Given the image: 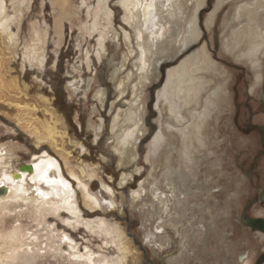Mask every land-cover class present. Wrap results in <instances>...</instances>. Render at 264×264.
<instances>
[{
	"label": "rangeland",
	"instance_id": "rangeland-1",
	"mask_svg": "<svg viewBox=\"0 0 264 264\" xmlns=\"http://www.w3.org/2000/svg\"><path fill=\"white\" fill-rule=\"evenodd\" d=\"M176 1L181 17L189 18L199 0ZM28 2L22 12H13L7 0L9 15L17 14L12 17L15 21L9 24L10 31L17 36L10 43L0 32V160L3 163L0 162L16 172L20 165L31 166L45 158L55 160L57 171L52 169L51 175L56 173L55 177L59 176L69 186L64 195L52 193L42 180L36 182L35 188L32 172L24 171L23 184L35 201L7 199L3 207L0 206V264H122L116 257L123 252L124 242L126 264H169L171 257L178 264H218L225 258V262L230 259L231 264H239L236 258L245 250L250 253L252 264H256L264 238L260 232L251 236L246 228L238 225L242 205L253 192V183L246 178L241 165L246 167L258 148L257 138L248 135L243 127L248 114L242 102L247 86L251 91L253 77L248 61L223 46L227 43L232 47L229 36L232 31L244 35L249 28L245 16L234 15L229 20L235 8L244 3L254 5L256 1L225 0L216 9L217 0H203L197 19L201 34L192 49L157 71H154L155 55L149 61L153 62V69L143 86L136 83L138 70L134 65L139 54V47L135 45L138 28L122 19L119 0H107L110 26L103 16L101 0ZM213 12L216 15L212 26L207 28L205 22ZM181 17L172 25L174 29L167 30V34L170 31L176 34L174 41L187 33L183 26L185 19ZM262 20L259 37L264 40V14ZM34 30L39 32L41 46L44 45L41 47L43 59H40L42 54L38 59L23 54V46L30 42ZM146 34L141 40L149 43L150 35ZM174 36L170 37L162 57L172 55L176 44ZM261 45L258 58L260 68L264 69V43ZM103 46L106 52L100 57L98 49ZM201 46L211 57L210 63H204L201 53L202 60H191L188 65V73L195 80L192 84L199 83L192 90L184 89L179 95H171L174 110L180 113H174L163 102L156 106L155 92L162 88L168 70L191 58L194 51L201 52ZM243 47L247 48L241 40L237 48ZM251 58L255 60L254 56ZM123 62L125 66L115 84L131 73L126 91L119 95L111 85L110 93L100 101L96 91L104 87L102 81L111 82V72ZM200 64L201 71H193L194 65ZM260 83L253 88L256 97ZM134 84L143 108L145 132L133 160L123 165L119 164V154L114 149L120 136L114 133L113 118L117 112L130 107ZM211 103L214 108L209 112ZM174 116L188 119L185 133L194 148L190 152L194 158L190 167L192 178L208 181L209 186L220 185L218 191L209 195L200 191L194 196L199 199L208 195V204L216 205L214 214L211 212L213 216L206 213L200 218L209 222L210 230L216 232L204 236V233L189 231L185 237L188 251L181 250L180 237L172 227H168V234L155 230V226L161 220L166 222L168 217L159 212L160 205L151 194L154 177L156 185L164 187L159 179L165 155L173 170L184 173L186 169L181 154L184 141L178 129L184 120L179 122ZM197 124L201 128L202 144L201 141L197 144L193 135ZM150 126L155 132L160 127L167 133L166 146L156 152L155 158L151 154ZM35 129L39 133H35ZM168 151H171L170 157ZM123 175L128 177L122 180ZM207 176L210 180L205 179ZM5 188L6 192L0 195L7 194L6 185ZM37 189L51 193L42 200ZM204 190L208 192L207 187ZM63 197L67 201L62 206ZM51 202L62 208L54 210ZM219 206L222 209L219 210ZM75 214L81 221L76 220ZM100 221L105 225H100Z\"/></svg>",
	"mask_w": 264,
	"mask_h": 264
},
{
	"label": "bare ground",
	"instance_id": "bare-ground-1",
	"mask_svg": "<svg viewBox=\"0 0 264 264\" xmlns=\"http://www.w3.org/2000/svg\"><path fill=\"white\" fill-rule=\"evenodd\" d=\"M9 1L11 2V5H12L11 7L13 8L12 10L13 12L15 10L18 12H22L23 7H26L27 6L26 3L28 2V0H9ZM223 1L225 0H217L216 9H218V7L222 4ZM255 1L256 3L254 5H248L245 3L239 4L235 8L234 13L232 14V17L230 16V19H229L231 21L234 15H237L238 17L245 16L249 24V28L246 31V33L243 35L239 31H232L229 35L232 39L231 40L232 47L231 45L227 43H223L224 44L223 46L226 49L233 51L234 52L233 54H236L238 57H243L248 61L249 68L251 71V76L253 77V81H252V85H250V89H253L255 86H257L261 82V79L264 74V69L260 68V62L258 58V53H260L262 50L261 43H264V40H261L262 38L259 37L261 36L260 26H261V23L263 22L262 14H264V0H255ZM6 2L7 0H0V32L4 34L9 40V42L11 43V41L15 40L14 36H17V35L12 34V32L10 31L9 24L11 21L13 20L15 21V19H13L12 17L13 16L16 17L17 14L15 12L12 15H9L10 13L7 11ZM119 3H121L122 5V11H123L122 19L126 23L131 24V25L133 24L136 28H138L136 32L137 39L135 40V45L139 47V54L136 59V62H134V65L136 69L138 70V73L135 75L137 79L136 83L138 85L143 86L144 81L148 80L149 78L148 73L151 68L153 69V64H152L153 62L149 63V61L155 58V55H157L156 56L157 58L155 61L157 62V64L156 65L154 64L156 67V69L154 68L155 69L154 71H157L158 69L166 65V63L175 60L177 56L190 51L192 49L193 43L198 40L201 34V29L198 25L197 19H198V7L203 4V0L197 1L195 5L196 7L194 6V10L191 12V16L189 18L181 17L179 13L180 11L179 4L177 3L176 0H119ZM101 4H102L101 9L103 12V16L107 21V25L110 26L111 18H110V12L108 10L107 0H101ZM238 9L240 11L239 14H238ZM214 14L215 12H213L207 18L205 22L206 23L205 25L207 28H210L212 26ZM259 16H261V18H259ZM180 17L183 20L185 19V23L183 26L185 27L184 31L187 33L184 34L180 39L176 40L177 41L176 42L174 41L176 38L174 35L176 34L175 33L172 34L171 31H170V34H167V30H172L174 26L173 24L177 20H179ZM17 22H18L17 24L18 26L19 21ZM13 23H16V22H13ZM166 25H168V27H166ZM145 33L150 35L151 40L149 43L142 42L141 40L143 39V36ZM172 36H174L173 42L176 43L175 45H173L174 46L173 52L170 51L172 55L171 56L168 55L167 57H162V52L167 47L169 39ZM126 38L128 37L126 36ZM241 40L245 41V47L247 48H244V47L242 49L237 48ZM43 46H41V38H40L39 32L34 30V33L30 39V42L23 46V54L27 57L29 54V57L31 56L32 59H36L37 57L40 56V54H42L41 47ZM205 49L206 48L204 46H201V52L194 51V53H192L191 55V58L183 61L177 68L168 70L167 77L165 79V82L162 88L157 89V92H155L156 97H157L156 106L158 102H163L174 113L176 114L180 113L179 111L174 110L175 106L172 105L171 95L173 93H178L179 95L180 93H182L180 91L184 89L192 90L193 86L199 83L197 81L196 84H192L195 82V80H194V77L189 75L188 73V65L191 60L192 61L202 60L201 53H203L204 63L205 64L210 63L211 57L209 56V54L206 52ZM146 50L148 53H146ZM105 52H106V49L104 46L98 49V54L100 57L104 56ZM158 55H160L161 57ZM253 56L255 57V60L251 58ZM42 57H43V54L41 55L40 59H43ZM211 62L215 64L214 61H211ZM124 66H125V63L123 62L122 64H120L119 67H116L113 69L110 75V81H111L110 83L106 81H102V85H104V87L96 91V95L100 101H103L105 94L108 95L110 93L111 85L114 86V88L116 89L119 95L123 94L126 91L127 89L126 87H127L128 81L130 80L131 73L126 75L125 76L126 78L125 77L121 78V80H119V83L115 84L118 73L123 69ZM212 68H215V67H212ZM200 69H201V64L197 66L194 65L193 71L200 72L201 71ZM90 80L91 78H89L88 80L89 83H90ZM136 86H137L136 84L133 85V90H132L133 97H132V102L130 104V107L123 111L117 112L113 118V127H115L114 133L116 137L120 136L119 137L120 139L114 144V149H116V151L119 154V164H123V165L133 160L136 154L135 152H136L137 146L140 144L141 138L142 139L144 138V132H145V126L143 125V120L141 117L143 108H142V104H140V101L137 95ZM213 108H214V104H212V107L210 108L209 112ZM174 118H176L179 122L180 120L181 121L184 120L183 122L179 124L180 128H178L179 130H181L182 141H184V146H183V149L181 150V154H182L183 160H185L186 162L185 168L188 170L189 175H191L190 167H192V165L190 164L192 163L193 158L190 156V152L192 153L194 148L192 149V146L190 145L191 141H189L188 139L189 138L188 133H185L188 129L185 122L188 119L184 117H176V116H174ZM179 122H175V124ZM197 126L198 128L194 129L193 135L196 137L195 139L198 142L197 144H199V141L203 140V138L201 139L200 137L201 128L199 124H197ZM37 130L35 133H39V130L38 131ZM97 130L99 131V128ZM166 134H167L166 130L165 129L162 130L160 127L153 134L151 138V148H152L151 154L153 155L154 158H155L156 152L160 150V148H162L166 144ZM202 142L203 141H201V144ZM148 145H150V143ZM170 155H171V151H168L167 156L170 157ZM1 157L2 156H0V159ZM167 159L165 155L164 156V170L159 179V182L164 184V187H163L164 189L163 188L161 189L160 188L161 186L159 187L158 185H156V182H154L156 180L154 176H153L154 179L152 180L153 182L151 186V194L153 195V198H156V200L158 201L160 205L159 212L161 214H167V217H168L166 222L165 221L162 222L161 220L160 223L155 226V230L157 232H164V234H168V227L170 228L172 227V229L180 237L181 250H184V249L186 250V247L188 246L185 241V237L187 236V233L189 231H192L193 233L194 231L202 232V230H205V226L201 221L199 222L195 221V223H193V225L196 224L198 228L196 227L194 229L193 226L190 225L192 223L191 222L192 220H191V217L187 216V210L190 209L191 206L188 204V201H186V195L188 193L191 194V187L185 184V182H187L186 180L188 177L187 176L188 173L180 172L177 169L173 170L172 169L173 167L171 168L170 161H167ZM53 161L55 160L45 158L44 160H41L38 163H35V164L33 163L31 164V167L28 170V172L25 169H23L21 165L17 166L15 170L16 172H14V170H9L10 167H6L4 165L2 166L3 162L1 161L2 163L0 162V166H2V168H0V185H1L0 193L6 192L5 185L7 186L8 191L6 195L4 194L0 195V206L3 207L2 203L3 201H6L7 199L8 200L13 199L14 201H18V200L35 201L34 197H31L30 195H28L26 191L28 190V188L23 184V177L25 174L24 171H26L27 173L32 172L31 179L34 181L33 186L35 188H37L38 186L36 182L42 180L50 186L51 188L50 191L52 193H57V195L58 194L64 195L69 185L68 183H66V181L63 182L59 176L55 177L56 173L53 176L51 175L50 172L52 169L57 171V166ZM192 170L194 169L192 168ZM127 177L128 176L123 175L121 179L125 180ZM194 179L195 178H193V180ZM7 182H10V183L7 185L6 184ZM57 184H59V187L57 186ZM37 191L39 192L40 196H42L43 198L42 200H45L48 194L51 193V192L49 193L48 191H43V189H37ZM66 199H67L66 197H63L62 199L63 202H61L62 206L67 201ZM110 203L112 204V201ZM51 206L54 210H57L61 207V205L57 204L56 202H51ZM72 213H76V210L73 211ZM74 217L77 218L76 220H79L77 214H75ZM174 220H175V223H173ZM99 224L105 225L104 221H100ZM205 243L206 242H204L203 244L205 245ZM123 247L125 250L127 249L126 242H124ZM124 249H122L123 252L119 254L117 253L118 256L116 257V259L118 263L121 262L122 264H126L127 255H125L126 251ZM245 253L239 254L238 257L236 258L239 264H251V260H249L250 258L248 257L249 255ZM199 256H201V254ZM168 260H169L168 262L169 264H178L177 260H175L174 257H171ZM107 264H111V263L109 262Z\"/></svg>",
	"mask_w": 264,
	"mask_h": 264
},
{
	"label": "flooded vegetation",
	"instance_id": "flooded-vegetation-1",
	"mask_svg": "<svg viewBox=\"0 0 264 264\" xmlns=\"http://www.w3.org/2000/svg\"><path fill=\"white\" fill-rule=\"evenodd\" d=\"M247 87H248V92L245 94V99L242 103H244L246 113L248 114V116L245 118L243 127L248 135L252 134V136H255L257 138L258 148L256 149V152L252 157V159H249L247 161L246 167H244V164L241 165V169L243 170L244 175L246 176V178L249 180L250 183L251 182L253 183V186L251 187L253 189V192L252 194H250V196H248V198L245 200L244 204L242 205V208L238 215V223H239L238 225L243 229L246 228L251 236H255L257 235L258 232H260L264 238V74L261 79V83L259 85L260 92L257 97L254 96L253 89H251L252 91L251 92L249 91V86ZM234 102L237 104L236 100ZM253 105H255V110L258 109V111L256 112L258 114L253 113V111H255V110L252 111ZM150 129H151L150 133L152 136L155 130H153V126H150ZM192 164H194V158L190 165ZM184 173H188V170L186 169ZM187 176H188L186 180L187 182H185V184L191 187V194L188 193L186 195V201H188L189 205L191 206L188 214L191 217L192 223H195V221L197 222L201 221L205 226V230H202V232L196 231L195 233H199V234L204 233V236H207L208 233L214 232L215 229L214 231H211L210 229L212 228V225H210L209 222L204 221L200 218H203L206 213H209L210 216H213L214 214L213 210H215L216 205L208 204L209 203L208 195L212 192L218 191L220 189V185L214 184L213 186H209L208 181L206 182L205 180L199 181L196 177L193 180L192 175H189V173ZM253 178H255V181H251V179ZM205 179L210 180V177L207 176ZM205 187L208 188V192L204 190ZM200 191L204 192V194L208 193V195L207 196L204 195L205 198L195 199L194 197L195 194H198ZM188 196L191 197V200L187 199ZM211 208L212 210H210ZM218 208L219 210L222 209L220 208V206ZM220 212L221 211H219V213ZM224 212L226 213L227 211ZM192 226L194 229L196 227L198 228L196 224ZM168 232H169V228H168ZM203 241L205 242V239ZM261 247H262L261 248L262 252L259 254L256 264H259L260 262L264 263V244H261ZM188 250L189 249H187V251ZM244 253L247 255L249 254V258H250L249 260L252 261L250 253H248L247 250H245ZM225 260L223 261L220 260L217 263L231 264L230 259H227L228 260L227 262H225Z\"/></svg>",
	"mask_w": 264,
	"mask_h": 264
},
{
	"label": "water",
	"instance_id": "water-1",
	"mask_svg": "<svg viewBox=\"0 0 264 264\" xmlns=\"http://www.w3.org/2000/svg\"><path fill=\"white\" fill-rule=\"evenodd\" d=\"M30 164H24L22 165V168L25 169V170H29L30 169Z\"/></svg>",
	"mask_w": 264,
	"mask_h": 264
},
{
	"label": "snow or ice",
	"instance_id": "snow-or-ice-1",
	"mask_svg": "<svg viewBox=\"0 0 264 264\" xmlns=\"http://www.w3.org/2000/svg\"><path fill=\"white\" fill-rule=\"evenodd\" d=\"M65 239H67V237H65Z\"/></svg>",
	"mask_w": 264,
	"mask_h": 264
}]
</instances>
